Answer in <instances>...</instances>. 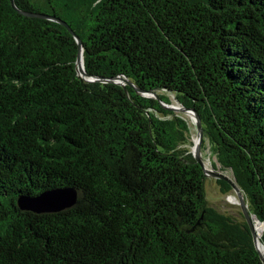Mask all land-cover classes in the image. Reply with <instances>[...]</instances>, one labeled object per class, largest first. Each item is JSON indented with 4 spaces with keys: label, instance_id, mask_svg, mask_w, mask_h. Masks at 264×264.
Returning <instances> with one entry per match:
<instances>
[{
    "label": "trees",
    "instance_id": "obj_1",
    "mask_svg": "<svg viewBox=\"0 0 264 264\" xmlns=\"http://www.w3.org/2000/svg\"><path fill=\"white\" fill-rule=\"evenodd\" d=\"M14 5L0 0V264H262L242 215L208 202L189 125L159 101L197 113L202 150L264 224V0ZM21 12L66 23L88 75L159 100L85 83L70 32ZM66 188L77 200L61 212L18 207Z\"/></svg>",
    "mask_w": 264,
    "mask_h": 264
},
{
    "label": "water",
    "instance_id": "obj_2",
    "mask_svg": "<svg viewBox=\"0 0 264 264\" xmlns=\"http://www.w3.org/2000/svg\"><path fill=\"white\" fill-rule=\"evenodd\" d=\"M12 7L17 10V8L14 5V0H10ZM24 16H29V17H36L40 19H45V20H50L53 22H57L58 24L64 26L70 34L73 36L77 46H78V56H77V61H76V71L77 75L80 77L81 80H83L85 83H105V84H115L121 87H132L135 92H137L139 95L145 96V97H150L154 98L156 100H159V97L157 93L155 92H143L137 88H135L130 81L122 76H117L115 78L111 79H101L97 78L95 76L88 75L85 70H84V62H83V48L81 41L79 38L71 31V29L68 27V25L59 19L55 17H47L45 15H37V14H30V13H25L21 12ZM176 101V100H175ZM162 107H164L166 110H171L173 112H179L182 115H189V118L195 127V130L197 132L196 138L193 139V151L191 155L193 156L194 160L196 163L201 167L203 171V175L205 178H212L215 180H219L222 182H225L230 186V193L233 194L235 197V205L238 206L240 210V214L242 215L244 221L246 222L250 235H251V240H252V246L255 250V252L258 254L262 264H264V259L261 256L260 250H259V245H261L264 248V245L260 241V238L257 240L256 238V232L255 228L257 225H260L262 228L261 235L264 231V224L261 223L255 215L250 213L247 201L245 199L244 194L240 190V188L237 186L235 180L231 177H228L222 172L216 171L213 167V170L206 171L202 160H201V154H202V146L205 140V132L203 125L201 123V120L199 119L197 113L194 110L187 109L183 106H181L177 101V104L170 103L168 105L163 104L161 101H159ZM186 121V119H185ZM187 122V121H186ZM188 124V122H187ZM189 125V124H188ZM77 200V193L74 189L72 188H66V189H53V190H48L44 191L40 194H38L35 197H22L18 200V207L22 211H29L35 214H42V213H58L61 212L65 209L71 208L72 206L75 205ZM261 237V236H260Z\"/></svg>",
    "mask_w": 264,
    "mask_h": 264
},
{
    "label": "rangeland",
    "instance_id": "obj_3",
    "mask_svg": "<svg viewBox=\"0 0 264 264\" xmlns=\"http://www.w3.org/2000/svg\"><path fill=\"white\" fill-rule=\"evenodd\" d=\"M169 99H170L171 103L177 104L176 101L174 100L173 96L169 95ZM169 111L173 112L171 110H169ZM173 113L180 114L184 119H186V121L189 124L190 133H191V135H190L191 140H190V144L187 145L185 148L188 149L190 153H192V151H193L192 138H193V136H196L195 127L193 126L192 122L189 121V118L187 117L189 115L184 116L177 111L173 112ZM201 157H202L201 158L202 163L203 162L204 163L210 162L211 165L213 163H215V159L212 156V152L210 150V146L208 143L205 144V150L204 151L202 150ZM204 163H203V165H204ZM224 174L230 178L232 177V175L229 171L224 172ZM204 188H205L207 200L213 208H215L217 211H219L220 213H223V214H228V215H231L234 217L238 216V214L240 213V210H239L238 206L235 205L236 199L232 193H230L227 196H222L220 193V188L217 185V183L215 182V179L208 178V177L205 178Z\"/></svg>",
    "mask_w": 264,
    "mask_h": 264
},
{
    "label": "bare ground",
    "instance_id": "obj_4",
    "mask_svg": "<svg viewBox=\"0 0 264 264\" xmlns=\"http://www.w3.org/2000/svg\"><path fill=\"white\" fill-rule=\"evenodd\" d=\"M187 117L189 118V116H187ZM189 121H191L190 118H189ZM196 134H197V132H196ZM195 138H196V136H193V139H195ZM203 163H204V162H203ZM203 166H204V168H205L206 171L213 170V166L211 165L210 162H208V163H204ZM261 231H262L261 226H260V225H257L256 228H255V232H256V238H257V240H258V239L260 238V236H261ZM259 250H260V253H261L262 258L264 259V249H262L260 245H259Z\"/></svg>",
    "mask_w": 264,
    "mask_h": 264
}]
</instances>
